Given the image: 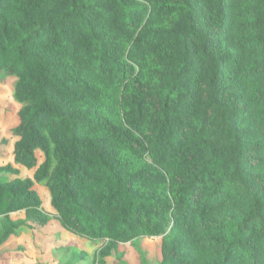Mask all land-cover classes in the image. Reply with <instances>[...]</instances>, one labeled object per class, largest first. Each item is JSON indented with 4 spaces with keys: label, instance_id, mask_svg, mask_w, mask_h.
<instances>
[{
    "label": "trees",
    "instance_id": "obj_1",
    "mask_svg": "<svg viewBox=\"0 0 264 264\" xmlns=\"http://www.w3.org/2000/svg\"><path fill=\"white\" fill-rule=\"evenodd\" d=\"M8 4L20 8L0 25V74L17 77L22 105L14 161L34 167L44 152L35 179L50 186L52 217L104 242L96 264L118 243L166 234L158 264H264V0H0V14ZM98 82L121 88L123 127L79 107L100 98ZM103 129L181 169L165 195L137 188L168 180L125 170ZM32 185L0 177V247L49 221ZM18 211L25 218H9Z\"/></svg>",
    "mask_w": 264,
    "mask_h": 264
},
{
    "label": "rangeland",
    "instance_id": "obj_2",
    "mask_svg": "<svg viewBox=\"0 0 264 264\" xmlns=\"http://www.w3.org/2000/svg\"><path fill=\"white\" fill-rule=\"evenodd\" d=\"M20 8L17 4H8L0 14V25L6 21H13L19 17ZM170 17L162 16L153 19L151 26L163 27ZM124 46L130 43V37L123 39ZM153 67V64H146ZM148 66H140V79L145 84L155 82L152 71H148ZM139 68V66H138ZM17 77L15 75L0 74V168L10 165L18 169V175L1 172L0 177L8 181L16 178L22 180L31 179L32 189L40 199L39 211L45 216H49V221L44 225L34 224L33 228L22 227L11 235L9 239L0 247V264H96V253L104 246L103 241L93 242L83 237L75 236L63 229L59 222L52 217L54 209L51 204V190L46 180L38 181L35 173L41 169L43 162L47 159L44 152L40 149L35 150L37 164L34 167H25L14 161V145L18 140L11 130L19 123L18 112L22 105L14 99V87ZM95 86L101 89L104 96L98 99H90L80 105V108L96 107L104 114V117L116 127H123V110L119 100L121 88L113 90L106 85L98 82ZM101 135L108 139V148L115 152L116 158L120 159L125 170L134 174L141 170L150 168V174L162 172L167 178L165 183L155 181L138 180L137 188L146 193L158 191L165 195L170 188V178L172 174L181 171L175 165L163 166L155 162L149 156L138 155L126 144L112 136L107 130L103 129ZM142 136V132L138 134ZM49 163L51 168L57 165L52 154ZM151 183V184H148ZM24 211L11 213L9 218L12 220L25 218ZM4 216H0V229ZM172 234L139 237L130 242L118 243L116 249H112L106 258L107 264H158L163 258L167 242L172 238Z\"/></svg>",
    "mask_w": 264,
    "mask_h": 264
}]
</instances>
